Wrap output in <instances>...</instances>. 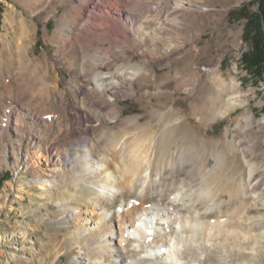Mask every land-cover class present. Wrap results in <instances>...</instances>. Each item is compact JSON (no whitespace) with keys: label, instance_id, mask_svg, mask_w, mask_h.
I'll list each match as a JSON object with an SVG mask.
<instances>
[{"label":"rangeland","instance_id":"374dc122","mask_svg":"<svg viewBox=\"0 0 264 264\" xmlns=\"http://www.w3.org/2000/svg\"><path fill=\"white\" fill-rule=\"evenodd\" d=\"M257 12L258 0H0V264H117L115 206L89 207L105 179L30 166L45 150L80 159L84 139L95 162L126 167L134 186L111 165L123 199L149 168L147 200L209 209L187 211L200 225L185 242L211 248L197 264H264V76L246 36ZM107 78L121 92L104 82L96 99ZM210 89L214 118L201 121Z\"/></svg>","mask_w":264,"mask_h":264},{"label":"bare ground","instance_id":"6f19581e","mask_svg":"<svg viewBox=\"0 0 264 264\" xmlns=\"http://www.w3.org/2000/svg\"><path fill=\"white\" fill-rule=\"evenodd\" d=\"M86 27L93 28L87 25ZM87 31L88 33L90 32L89 30ZM75 43L76 39L74 40V45ZM104 82L113 85L107 88L111 96H116L121 92L114 86V83H116L114 79H102L101 85H96L97 91H91L96 99H98L100 92H104L105 90ZM79 92H81V90H79ZM212 93L213 91L210 89L201 100V105L199 106V111H202L201 115L203 116L201 121L206 117L207 119L209 117L214 118L215 108L212 105H214L216 98H213ZM208 104L210 106H208ZM8 116L10 117V115ZM92 147L93 145L91 142L88 139H84L81 144L83 150L80 153V159H77L74 154H65L57 149L53 152L46 150L44 152L39 151L37 160H34L30 166L38 170L39 158H42L48 169L61 175L65 171V167L73 168L76 164H79L84 169L85 176L95 177L96 175H100L98 177H103L105 179V181L97 187L94 198H90L92 205L89 207L99 208L98 204L100 202H97L99 199H108L111 201L112 205L115 206V208L112 209L118 218V246L124 249L122 255L119 254L116 256L117 264H141L150 260H155L156 264H197L206 259L207 254L205 255V253L206 251L209 252V249H211L209 248L210 246H207L206 250L203 251L201 245L193 243L187 244L185 241L188 237V233L193 231V227L200 225V217L197 218L192 216L188 212L207 217L206 213L209 209H203L202 211V208L200 209L195 206V203H192L190 200L187 201L184 194H177L166 203L159 201V198L147 200L146 191L150 178L149 168L145 169L143 172L141 178V191H134L133 195L129 196V200H127L128 197L123 199L121 197L120 186L111 182L115 177V171L112 169L111 165L112 163L116 165L115 161L95 162ZM126 150L127 143L125 141L123 144H118L116 146L117 154L123 155V153H126ZM116 167L118 168H115V170L124 177L126 167L124 168L119 165H116ZM94 172L98 173L95 174ZM37 180L39 189L42 191L50 187L53 183L51 179L42 180L37 178ZM123 184L126 186H134V180L125 178ZM145 203L148 204L143 205ZM74 211L75 208L69 207L68 212L71 216V218L67 219L69 223H71L70 220L75 217ZM84 213L87 212L81 210V214ZM111 215L110 209L108 214L102 216L99 223L93 221L94 229L101 233L102 226ZM193 235L197 237L195 231ZM12 257L15 258L16 256L12 254ZM103 263L115 264L113 260L112 262L105 260Z\"/></svg>","mask_w":264,"mask_h":264},{"label":"trees","instance_id":"16d2710c","mask_svg":"<svg viewBox=\"0 0 264 264\" xmlns=\"http://www.w3.org/2000/svg\"><path fill=\"white\" fill-rule=\"evenodd\" d=\"M247 18L249 24L246 28V36L251 39L252 45L247 64L261 77L264 76V0H258V12Z\"/></svg>","mask_w":264,"mask_h":264}]
</instances>
